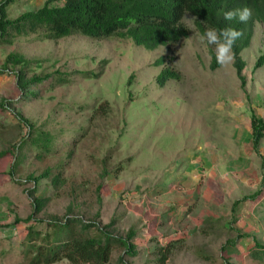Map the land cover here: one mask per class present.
Instances as JSON below:
<instances>
[{
  "label": "rangeland",
  "instance_id": "374dc122",
  "mask_svg": "<svg viewBox=\"0 0 264 264\" xmlns=\"http://www.w3.org/2000/svg\"><path fill=\"white\" fill-rule=\"evenodd\" d=\"M46 1L18 0L9 17ZM184 22L188 37L154 50L79 34L53 41L29 33L0 44V69L17 53L31 62L28 77L57 72L72 79L54 89L50 79L34 90L39 97L22 103L15 74L20 66L0 74V151L13 150L26 132L15 113L46 130L65 131L57 138L63 143L57 155L44 161L30 156L14 177L13 156L0 158V264H28L21 242L31 223L15 221L33 212L28 190L35 185L27 177L47 169L63 172L65 184L56 189L51 179L41 181L39 195L51 201L37 216L45 220L40 228L51 216L75 215L101 227L113 223L110 230L118 235L136 231L139 255L116 248L110 264H159L158 248L169 243L174 246L166 264H224L228 258L262 264L249 251L254 241L264 245V160L254 152L251 134L252 114L264 118V65L255 67L264 54V25L256 23L251 45L242 51L243 86L234 57L212 69L216 46L199 33L193 16ZM161 57L165 64L158 65ZM167 66L180 79L161 87L157 77ZM258 192L260 207L245 200L233 213L237 200ZM238 230L248 236L239 238Z\"/></svg>",
  "mask_w": 264,
  "mask_h": 264
},
{
  "label": "trees",
  "instance_id": "16d2710c",
  "mask_svg": "<svg viewBox=\"0 0 264 264\" xmlns=\"http://www.w3.org/2000/svg\"><path fill=\"white\" fill-rule=\"evenodd\" d=\"M18 0H2L0 2V44H10L18 35L40 33L42 39L58 41L71 35H83L98 39L120 38L132 40L137 46L147 50H154L160 46H168L177 43L190 34V29L184 22L186 15L194 18L196 29L201 35L207 28H215L217 31L232 27L242 31L243 35L236 41L233 47L234 67L237 75L245 86L243 71L246 62L242 57V51L251 45L256 23L264 25V0H47L45 4L32 11L25 12L13 19L9 17V8ZM248 7L252 10V16L247 23H239L235 20L224 19V12ZM212 56V69H216L217 54L210 50ZM30 61L23 55L9 54L5 67L0 69V74L8 73L10 66L20 69L15 72L17 86L21 93V101L39 97L34 91L43 84L53 80L48 86L51 89L62 84L70 83L67 75L62 73L27 76L26 68ZM158 65L165 64L161 57ZM264 65V54L256 62V69ZM87 78L98 77L94 73H85ZM179 80L180 75L172 67L162 69L157 77L159 86L164 87L169 80ZM11 103L2 101V107L9 110ZM15 117L21 124H25L26 132L21 140L11 148L0 151V158L12 155L13 163L10 175L14 177L24 165L25 161L33 156L39 161H44L50 156L60 152L57 138L65 131L59 132L46 130L34 124L21 113H15ZM0 126L2 123H0ZM252 146L254 152L261 156V145L264 140V118L251 116ZM85 136L82 133L75 138L79 142ZM72 154V153H71ZM69 154V155H71ZM122 168V166L120 167ZM51 179V184L57 189L65 184L63 172L54 174L51 169L45 170L40 175L30 174L29 182L34 183V188L29 189V195L33 198V212L26 219L16 218V224L21 221L29 225L26 235L21 242L22 255L28 264H55L67 260L70 264H110L116 248H122L125 255L136 257L139 255L138 247L134 241L136 231L131 228L126 236L115 234L110 230L112 224L101 227L97 221H86L82 217L67 215L64 219L51 216L44 229L39 227L45 220L38 218L51 201L50 196L39 195L42 192L41 181ZM258 192L251 196L237 200L233 205V213L236 212L242 201H252L258 206L263 197ZM261 205H259L260 207ZM257 208V207H256ZM214 222L213 219H208ZM34 222V223H32ZM239 238L248 235L237 231ZM242 234V235H241ZM252 238V236H249ZM249 253L252 258L264 264V245L254 241ZM229 246L235 249L237 241L229 242ZM173 244L158 248L157 262L166 264L173 249ZM124 263V257L119 259ZM126 264V263H125ZM224 264H234L231 258Z\"/></svg>",
  "mask_w": 264,
  "mask_h": 264
},
{
  "label": "clouds",
  "instance_id": "9594fccd",
  "mask_svg": "<svg viewBox=\"0 0 264 264\" xmlns=\"http://www.w3.org/2000/svg\"><path fill=\"white\" fill-rule=\"evenodd\" d=\"M252 16V10L248 7L233 9L224 12V19L247 23ZM243 35L242 31L228 27L217 31L215 28H207L204 38L208 44L216 46L217 63L223 66L233 59V47L236 41Z\"/></svg>",
  "mask_w": 264,
  "mask_h": 264
}]
</instances>
